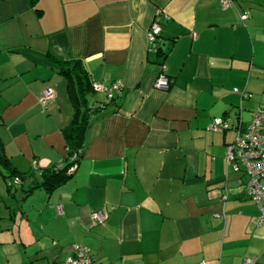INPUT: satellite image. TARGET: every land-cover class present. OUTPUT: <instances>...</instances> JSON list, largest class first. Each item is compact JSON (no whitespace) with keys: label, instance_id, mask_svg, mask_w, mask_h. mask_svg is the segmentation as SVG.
<instances>
[{"label":"crops","instance_id":"1","mask_svg":"<svg viewBox=\"0 0 264 264\" xmlns=\"http://www.w3.org/2000/svg\"><path fill=\"white\" fill-rule=\"evenodd\" d=\"M73 59L91 80L121 88L113 101L89 93L107 106L85 132L76 171L29 191L71 151L77 107L58 68ZM163 64L168 89L154 86ZM47 87L55 96L45 105ZM259 107L264 0H0V143L16 167L11 199L23 196L15 210L39 227L20 229L13 245L42 264L79 247L96 264H264L260 207L247 175L226 162L235 123ZM218 117L227 130L211 127Z\"/></svg>","mask_w":264,"mask_h":264},{"label":"built area","instance_id":"2","mask_svg":"<svg viewBox=\"0 0 264 264\" xmlns=\"http://www.w3.org/2000/svg\"><path fill=\"white\" fill-rule=\"evenodd\" d=\"M222 3L228 6L229 0H222ZM160 16L161 10H158L148 30V38L153 43L162 31ZM164 68L165 65L163 64L162 71L154 83L158 89H168L171 85V78L163 71ZM92 87L95 91L105 92L111 97L121 88V83L116 82L107 85L102 81H93ZM54 96V88L47 87L43 91L40 101L46 105ZM211 127L224 131L228 128V122L223 117H218L215 118ZM233 130L235 131V138L227 144L226 162L234 171L247 175L248 181L245 184L247 192L259 205L261 210L259 221L264 223V107H259L253 111V118L250 121H244L243 118L239 117ZM58 208L61 210L60 207ZM93 218L97 222H103L106 215L97 210L94 211ZM253 263L255 260L252 258L246 260V264ZM61 264H96V262L87 248L79 247L72 256Z\"/></svg>","mask_w":264,"mask_h":264},{"label":"trees","instance_id":"3","mask_svg":"<svg viewBox=\"0 0 264 264\" xmlns=\"http://www.w3.org/2000/svg\"><path fill=\"white\" fill-rule=\"evenodd\" d=\"M59 65L60 67L58 69L72 79V98L77 107L71 132V151L65 165H54L43 169L42 182L36 180L29 191L39 186H44L48 189L59 186L76 171L79 157L83 151L85 132L94 118L107 106V103H98L89 100L88 95L94 90L92 87L93 80L90 79L87 70L83 67L80 60L61 61ZM116 98L117 96L115 94L111 96L112 101L116 100ZM15 168L5 153L2 143H0V171L10 184L13 174L11 171H14ZM23 177L25 176L23 175ZM55 264H61V262Z\"/></svg>","mask_w":264,"mask_h":264},{"label":"rangeland","instance_id":"4","mask_svg":"<svg viewBox=\"0 0 264 264\" xmlns=\"http://www.w3.org/2000/svg\"><path fill=\"white\" fill-rule=\"evenodd\" d=\"M93 94L91 91L90 96ZM9 188L10 183L0 173V264H42L36 260L28 259L22 241L18 240L20 248L13 245L14 238L19 235V230L26 233L31 230L34 223L28 225L27 215L22 214L23 209L15 210L18 203H23L21 200L23 196L20 200L19 197L11 199ZM14 226L15 229L12 230L11 228ZM34 227L39 230L38 225H34Z\"/></svg>","mask_w":264,"mask_h":264},{"label":"water","instance_id":"5","mask_svg":"<svg viewBox=\"0 0 264 264\" xmlns=\"http://www.w3.org/2000/svg\"><path fill=\"white\" fill-rule=\"evenodd\" d=\"M239 117V113L237 114V117H236V119ZM228 128H229V122H228ZM227 128V129H228ZM227 129H225V130H227ZM76 168H77V166H76Z\"/></svg>","mask_w":264,"mask_h":264}]
</instances>
